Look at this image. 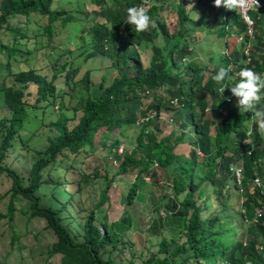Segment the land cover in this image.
<instances>
[{"label": "trees", "instance_id": "1", "mask_svg": "<svg viewBox=\"0 0 264 264\" xmlns=\"http://www.w3.org/2000/svg\"><path fill=\"white\" fill-rule=\"evenodd\" d=\"M54 1L0 0V34L5 31L12 34L11 42H4L0 37V52L7 53L6 62L0 63V71L4 75V82L0 84V95L3 96L4 103L12 113L11 119L8 120L9 124H6V120L2 124L4 134L0 144V173H7L13 179V197L20 195L32 203L31 217L45 220L48 228L53 231L56 243L49 253V258L58 255L61 257V264H117L115 259L104 260L102 257L105 248L108 246L116 248L119 244L120 238L113 226L109 227L104 223L105 233H103L95 225L96 216L93 212L83 225V241L80 242L69 226L64 224L65 207H43L38 194L46 184H51L52 194L58 197L62 184L49 174L58 164H63L62 158H67L68 154L77 156L82 150L99 153L101 140H110L112 132L121 126L155 125L161 107L167 104L165 106L167 108H178L176 117L178 121H184L181 127L184 129L189 125V130H182L175 140L172 136L160 138L158 135L162 133L160 129L153 130L152 133L142 131L137 140V150L142 153L141 158H136L135 151L126 152L121 169L124 173L131 168L140 169L142 174L148 172L153 163L166 169L178 163L176 168L186 173L190 182L186 184L175 177L173 190L176 198L182 199L183 209L190 216L185 220L180 242L173 240L171 246V243L164 239L160 244L159 254H154L141 263L130 261L127 264H189V262L191 264L199 262L201 264H264V258L260 256V249L264 251V194L257 187L255 189L252 187L255 179L264 178V139L259 136L257 126L255 124L253 126V114H241L236 105H233L237 99L232 96L230 88L238 82L239 77L233 78V71L229 72L231 79L226 78L223 82V85L229 87L223 95L218 91L222 85L212 79L221 67L229 66H235L238 72L242 68H250L262 76L264 51L260 50L264 48V34L262 39L254 35L252 41L257 37V48L253 43L254 46L246 53V45L251 41L247 24L244 23L240 13L227 10L226 21L234 26L238 36L245 35L242 42L245 50L243 49L242 53L232 52L223 61L219 60L211 76L206 78L203 73L208 70L202 67L200 62L191 61L192 46L186 41L185 28L193 23V20L186 12L183 0L177 6L180 38L173 42L169 49L154 44V40L159 36L168 37L170 34L166 23L161 19L163 6L158 5L157 0L152 2L84 0L86 7L95 8L91 13L87 12V9L84 10L89 21L94 22V26L87 28L86 31L81 28L78 35L92 48L79 54L75 61H65L59 68L60 51L65 49L64 47L62 49L61 45L66 47L62 55H70L71 49L65 39L56 40L59 35L57 30L60 27L59 33H61L63 29H70L76 17L64 9L54 10ZM132 6H143L151 17V24L146 31L136 32L131 25L125 23L126 10ZM257 14V12L250 13L252 18L258 20L255 27L264 23V13L263 17H259L260 19ZM37 15L47 18V26L38 25L31 30L29 21ZM20 16L25 18L24 27L20 29L11 26V21ZM228 36L230 33H227L226 37ZM126 38L129 41H125ZM29 39L34 40L35 48L20 50V47L24 46L22 41ZM39 43L41 47H38ZM44 45L50 49L46 54L48 56L46 67L52 71V79L43 74L45 71L43 65L39 68L27 65L29 57ZM145 45L151 46L153 52L148 67L142 64L137 51L139 47ZM98 54L113 59L112 67L117 75L112 79L106 76L95 94L88 95L78 125L70 128L67 116L60 117L53 126L60 134L56 139L51 140L44 152L38 153L39 158L32 166L30 182L26 187L16 172L4 166L13 147V141L20 137L26 144L24 138L32 123V117H39L37 113L41 109L39 105L48 103L47 110L56 101V78L67 72V82L73 83L80 72L77 67L80 62L79 57L83 55L93 57ZM186 60L188 63L183 64ZM242 61L246 64H242ZM91 73L92 71L86 72L82 78L87 91L93 84ZM29 84H34L37 88L38 104L31 105L26 101L25 90ZM156 93H159V96ZM206 93L211 94L213 101L209 113L212 115L211 119H207L210 108ZM149 94L153 97L144 107L143 100H147ZM165 97L168 99L164 100ZM195 110L198 112L197 116ZM153 113L156 115L153 116ZM217 126V134L213 136L212 131ZM102 129H105V132L96 142L95 137ZM252 130L256 136L250 141ZM183 144L195 147L197 151H192L186 159L183 156L179 157L176 149ZM239 162L243 173L239 188L245 197L242 206L245 211L244 220L237 218L234 222H230L231 217L228 216V212H218L215 216L203 219L202 214L208 212L209 207L204 206L203 209L201 205L196 207L194 195L198 192V199L202 200L207 190L200 188L208 182L220 203L222 197L226 195V185L233 175L232 168L233 166L239 168ZM136 187L135 185L127 197V204L130 206L137 197ZM226 199L229 197L226 196ZM208 201L210 206H216L215 200L211 201L209 198ZM8 214L10 219H14L13 203ZM250 220L252 222L255 220L254 226L244 230L249 238L244 241V234L242 239L229 244L226 240L229 239L228 232L220 228L228 222L231 226L228 229L230 233L235 225L243 229ZM181 256L182 258H179Z\"/></svg>", "mask_w": 264, "mask_h": 264}, {"label": "rangeland", "instance_id": "2", "mask_svg": "<svg viewBox=\"0 0 264 264\" xmlns=\"http://www.w3.org/2000/svg\"><path fill=\"white\" fill-rule=\"evenodd\" d=\"M148 1L152 2V0ZM180 2L181 0L156 1L158 5L163 6L161 19L166 23L170 34L168 37L159 36L154 40V44L169 49L173 42L180 38V34H178L180 22L177 12V6ZM183 5L193 20V23L188 24L185 28L186 41L192 46L193 57L191 61L200 62L202 67L208 70L203 73L207 78L211 76L213 70L218 66L219 60L223 61L232 52L242 53L243 49L245 50L242 44L243 40L241 36L235 33L234 26L226 21L227 10L223 7H215L214 0H183ZM53 9H64L76 17L70 29H63L61 33H59L60 27L57 30L59 35H57L56 40L64 41L65 39L71 49L70 55H62L66 51V47L61 45V48L63 49L64 47L65 49L60 51L61 59L58 64L60 68L65 61H75L79 54L92 48L89 43L79 37L78 33L81 28L86 31L87 28L94 26V22L92 20L89 21L84 10L87 9V12L91 13L92 9L95 8L86 7L84 0H55ZM262 14L259 12L257 15L261 18L263 17ZM30 20V29L36 28L38 25L39 27H44L48 23L47 18L40 15L34 16ZM99 20L101 21V19ZM24 21V17H16L11 21V26H17L21 29L24 27ZM259 26L261 27L259 28ZM263 32L264 23L255 27L254 35L262 39ZM191 33L193 35H190ZM227 33H230V36L226 37ZM11 36L12 34L7 31L0 34L4 42H11ZM125 41H129L128 38ZM253 43L255 48H257V37ZM22 44L24 45L20 47L22 51L35 48L33 39L22 41ZM38 47H41L40 43ZM137 51L140 54L142 64L148 67L153 53L151 46L139 47ZM260 51H264V48H261ZM49 52L50 49H47L44 45L29 57L27 65L37 68L43 65L45 68L43 74L48 75L52 79V71L46 67V60L48 59L46 54ZM6 60L7 53L5 51L0 52V63L4 64ZM188 60L184 61L183 64H187ZM79 61L77 64L80 69L78 77L73 83L67 82V72L56 78V101L47 110L46 106L48 103L39 105L41 106V109L37 111L39 117H32V123L24 138L26 144L22 142L20 137L14 140L13 147L4 162V166H7L20 176L26 187L30 182L32 166L39 158L38 153L44 152L49 147L51 140L56 139L60 134L53 127L60 117L63 115L67 116L70 128L78 125L79 120L83 116L82 107H84L88 95L91 93L95 94L106 76L112 79L117 75L113 71V59L102 54L93 57L83 55L79 57ZM241 63L246 64L245 61ZM235 69V66H231V71L234 74L233 78L238 76V71ZM88 71H92L91 79L93 82L89 91L86 90L82 81ZM0 72V84H2L4 75L2 71ZM25 92L26 101L29 104H38L36 102L38 93L34 84H29ZM156 94L159 96V93ZM152 97L153 95L149 94L147 100H143L144 107L151 102ZM206 97L210 108L213 104L211 94L206 93ZM167 99V97L164 98V100ZM237 103L238 101H235L233 105ZM164 105L167 106V104ZM165 106L161 107L159 118L154 122L155 125L152 124L149 127L147 125L143 126V124L121 126L112 132L110 140H101L102 144L99 146V153L82 150L77 156L68 154L67 158H62L63 164H58L54 171L49 174L53 176L55 181H60L62 184L60 191H58V197H54L52 194L53 185L51 184H46L38 194L43 207H65L64 224L69 226L80 242L83 241V225L93 212L96 216L95 225L103 233H105L104 223H107L109 227L113 226L114 231L120 238L119 244L116 248L108 246L102 251L104 260L112 258L116 260L117 264H127L130 261L141 263L152 255L159 254L160 244L164 239H167L173 246V240L180 242L183 237L185 220L190 215H187L186 210L183 209L182 199L176 198L173 183L175 177H178L186 184L190 182V178L186 173L180 172L176 168L178 163L168 169L153 163L150 165L149 171L142 174L140 169L131 168L126 173L121 169L126 152L135 151L134 155L136 158H141L142 153L137 150V140L142 131L152 133L153 130L160 129L162 132L158 134L160 138L172 136L173 140H175L182 130H189V125L184 129L181 127L184 121H178L176 117L178 108L170 109ZM194 112L195 116H197L198 112L196 110ZM210 112L211 108L207 119L212 118V115H209ZM152 115L156 114L153 113ZM11 117L12 113L4 103L3 96L0 95V144L4 134L2 129L3 121L6 120V124H9L8 120ZM254 124L256 125L253 120V126ZM217 129L218 126L213 129V136L217 134ZM104 132L105 129L98 132L95 137L96 142L100 140ZM258 134L259 136L261 135L259 131ZM255 136L252 130L250 132V141L254 140ZM262 137L264 139V136ZM192 151L196 152L197 149L183 144L176 149V154L186 159L191 155ZM238 166L241 168L240 162ZM237 172H239V169H235L233 175H231L225 188L226 195L222 197L220 203L213 193L214 189L211 188L208 182L200 188V190H207L202 200L198 199V192L194 195L196 207L199 205H201L202 209L204 206L209 207L208 212L202 214L203 219L215 216L218 212H228V216L231 217L229 219L230 222H234L237 218L244 220L245 211L242 206L245 202V197L239 188L240 182L236 178ZM242 179L243 173H241ZM257 179L264 183V178ZM255 180L252 184L253 189L256 188ZM13 184V179L7 173H0V264H61V257L58 255L49 258V253L53 250L56 243L53 231L48 228L45 220L31 217L32 203L28 199L20 195L13 197ZM135 185L137 186V197L133 205L130 206L127 204V197L135 188ZM226 196L229 199H226ZM209 198L211 201L215 200L216 206H210ZM11 203H13L14 207L12 216L14 219H10L11 217L8 214ZM191 213L192 210L190 211ZM254 222L250 220L243 226V229L241 227L238 228L239 225H235L230 233L228 229L231 226L228 222L220 229L228 232L229 239L226 240L229 244H233L238 239H242L244 234V241L249 238L244 230L254 226ZM260 256L264 258V251L261 249ZM179 258H182V256Z\"/></svg>", "mask_w": 264, "mask_h": 264}, {"label": "clouds", "instance_id": "3", "mask_svg": "<svg viewBox=\"0 0 264 264\" xmlns=\"http://www.w3.org/2000/svg\"><path fill=\"white\" fill-rule=\"evenodd\" d=\"M192 5V4H189ZM188 5V6H189ZM214 6L217 8L223 7L228 11H236L240 13L244 23L247 24L248 35L251 41L246 45V53L250 51L252 44V38L254 37V30L256 20L251 17V12L264 13V4L261 8L259 0H214ZM256 7L257 10H251L249 17L252 24H249V19L246 15L248 9ZM127 16L125 23L131 25L136 32L146 31L151 24V17L143 6H132L127 8ZM242 13H245L244 18ZM258 19H260L258 17ZM258 21V20H257ZM249 24V25H248ZM242 37V38H241ZM240 38L244 41L245 35ZM231 66L228 68L221 67L218 72L212 77L214 81L222 86L219 88V93L223 95L228 85H223L225 79H231L229 72ZM239 80L234 86H231L230 91L233 97L238 101L236 107L239 109L241 114L252 113V119L257 125V130L264 136V73L262 76L250 68H242L238 72Z\"/></svg>", "mask_w": 264, "mask_h": 264}, {"label": "built area", "instance_id": "4", "mask_svg": "<svg viewBox=\"0 0 264 264\" xmlns=\"http://www.w3.org/2000/svg\"><path fill=\"white\" fill-rule=\"evenodd\" d=\"M259 4H260V7H259V8H261V7L263 6V4H264V0H259ZM259 8L252 7V8H250V9L247 10L246 15H247V17L249 18V19L247 20V22H248L249 24H252V22H251V20H250V17H249V12H250L251 10H257V9H259ZM242 15H243V18H244L245 13H242ZM144 121H145V120H144ZM144 121H142V123H144ZM146 121H147V120H146ZM234 167H235V166H233V168H232V172H234L235 169H236V170L239 169V172H237V174H236V178H237V181L240 182L239 184H241V182H242V180H241L242 169H241V168H238V167H235V168H234ZM255 187H257L259 190H261V192L264 194V183H263L260 179L255 180ZM257 213H260V211H257Z\"/></svg>", "mask_w": 264, "mask_h": 264}]
</instances>
